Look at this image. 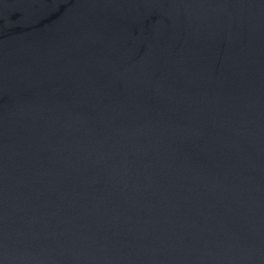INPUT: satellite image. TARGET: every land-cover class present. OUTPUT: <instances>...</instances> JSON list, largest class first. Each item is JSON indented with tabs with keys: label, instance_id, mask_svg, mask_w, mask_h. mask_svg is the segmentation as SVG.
Segmentation results:
<instances>
[{
	"label": "water",
	"instance_id": "obj_1",
	"mask_svg": "<svg viewBox=\"0 0 264 264\" xmlns=\"http://www.w3.org/2000/svg\"><path fill=\"white\" fill-rule=\"evenodd\" d=\"M0 264H264V0H0Z\"/></svg>",
	"mask_w": 264,
	"mask_h": 264
}]
</instances>
